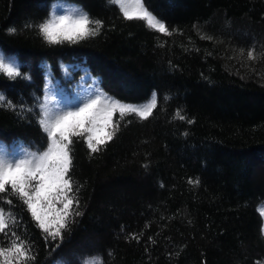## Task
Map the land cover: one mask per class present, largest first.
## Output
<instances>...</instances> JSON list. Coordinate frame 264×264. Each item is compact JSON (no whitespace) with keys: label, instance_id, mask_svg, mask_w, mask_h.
I'll return each mask as SVG.
<instances>
[{"label":"trees","instance_id":"1","mask_svg":"<svg viewBox=\"0 0 264 264\" xmlns=\"http://www.w3.org/2000/svg\"><path fill=\"white\" fill-rule=\"evenodd\" d=\"M143 2L171 35L123 19L108 0H0V56L31 77L0 75L17 109L0 107V150L46 149L45 98L53 110L98 89L133 105L158 99L147 120L117 113L119 131L98 153L72 138L82 214L62 240L46 239L13 198L29 264H264V0ZM55 5L102 21L99 34L49 44L36 25Z\"/></svg>","mask_w":264,"mask_h":264},{"label":"snow or ice","instance_id":"2","mask_svg":"<svg viewBox=\"0 0 264 264\" xmlns=\"http://www.w3.org/2000/svg\"><path fill=\"white\" fill-rule=\"evenodd\" d=\"M108 3L118 7L123 19L144 21L149 30L164 35L172 34L165 22L149 11L143 0H134V3L131 0H108ZM56 8H63V11L58 12ZM102 26V21L93 20L78 6L68 10L62 5H55L48 18L36 28L49 44H61L64 41L74 44L98 35ZM15 31L14 28L9 29L10 33ZM248 57L254 58L252 50L248 52ZM0 75L11 80L31 79L30 75L22 73L21 65L16 60L3 56H0ZM157 105L155 93L145 104L133 105L120 102L102 89L92 92L75 105L74 110H53L47 98L44 103H38L40 111L37 112V124L46 134V149L22 156L0 150V264H29L35 260L34 246L22 234L26 233V225L15 211L13 198L30 214L31 222L45 234L46 239L62 240L75 217L82 214L78 210L77 196L81 186L75 185L69 175L72 167V138H83L90 153H98L119 131V122L114 121L117 113L119 120L128 115L147 120ZM0 107L17 110L3 93H0ZM20 110H24L23 105ZM26 111L32 112L33 109L29 107ZM176 115L181 120L185 119L179 111ZM261 234L264 235V227ZM132 238L137 237L133 234ZM84 264H102V261L94 257Z\"/></svg>","mask_w":264,"mask_h":264}]
</instances>
